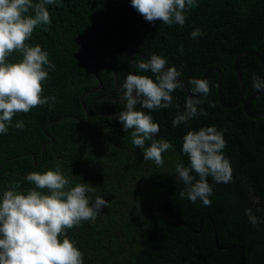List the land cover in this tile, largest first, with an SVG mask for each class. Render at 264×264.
<instances>
[{"label":"trees","instance_id":"obj_1","mask_svg":"<svg viewBox=\"0 0 264 264\" xmlns=\"http://www.w3.org/2000/svg\"><path fill=\"white\" fill-rule=\"evenodd\" d=\"M196 4L186 8L185 24L180 26L147 22L131 0H56L46 5L51 23L38 26L26 42L41 46L55 65L45 66L49 77L42 82V96L54 102L50 99L27 114H16L7 133L0 134V200L7 190L26 193L34 188L26 180L31 172L59 169L70 181L69 188L87 184L93 189L87 193L90 206L97 197L108 206L95 222L84 221L67 230L83 254V264H244V260L264 264V118L248 117L241 105L224 108L217 94V72L209 75L210 93L198 105L206 116L173 127L188 99L181 87L171 94L169 108L150 111L136 105L159 124L155 139L172 145L162 154L164 163L159 167L143 159V150L132 144L130 131L123 130L118 117L105 118L94 108L96 100L103 114L117 116L125 110L114 72L100 69L96 77L95 70L112 67L121 89L131 72L134 50L164 58L166 67H175L189 89L191 79H202L210 67H217L224 76L227 103L239 99L236 58L254 50L264 59V0H196ZM195 29L201 35L193 39ZM20 60L22 55L15 52L7 58L9 63ZM141 60L136 56L135 62ZM239 67L247 98L258 92L252 77L264 80V68L249 54ZM136 74L155 80L151 72ZM100 84L98 91L90 92ZM102 96L115 100L98 99ZM86 110L89 124L67 118L47 125L66 115L86 121ZM251 110L264 112V95L251 102ZM19 121L24 123L22 130L15 127ZM208 127L223 134L222 155L231 164L232 179L217 183L209 176L213 194L211 206H204L199 199L193 203L180 196L186 186L175 169L190 167L182 151L184 136ZM52 140L54 144H49ZM150 144L146 141L145 147ZM30 154L36 156V163ZM248 209L259 220L255 226L246 215Z\"/></svg>","mask_w":264,"mask_h":264},{"label":"clouds","instance_id":"obj_2","mask_svg":"<svg viewBox=\"0 0 264 264\" xmlns=\"http://www.w3.org/2000/svg\"><path fill=\"white\" fill-rule=\"evenodd\" d=\"M55 3L56 0H39L35 5L32 0H0V134L7 133L16 114H27L49 104L50 99L54 102V98L42 96V82L49 77L45 66L55 65L41 46H28L26 42L38 26L51 23L46 5ZM131 6L149 23L183 26L186 8L197 4L196 0H131ZM30 10L34 15L29 14ZM200 35L199 29L191 33L193 39ZM178 51L182 53L183 48ZM14 52L21 54L22 60L7 62ZM166 64L157 55L135 62V71L151 72L155 80L130 72L121 85L125 110L118 114L123 130L130 131L132 144L143 150V159L158 167L164 163L162 154L172 145L155 139L159 124L153 122L151 115L136 110V105L150 111L171 107V94L182 87L178 82L181 73L175 67L166 68ZM252 79L253 87L264 91V80L255 74ZM189 83L192 95L185 101L183 113L173 119V127L186 124L197 115H207L198 108L203 101L194 97L209 95L208 82L193 78ZM15 127L22 130L24 123L19 121ZM146 141H151L150 146L145 147ZM225 146L223 134L215 127L189 131L184 136L182 151L189 157L190 167L177 165L175 169L186 186L180 192L182 198L186 195L193 203L199 199L204 206H211L213 189L207 178L211 176L215 182L225 184L232 179L231 164L222 155ZM193 172L199 180H195ZM26 180L35 187L26 193L7 190L0 200V264H83V254L68 238L67 230L84 221L95 222L108 202L97 197L90 206L87 193L93 189L85 183L69 188L70 181L59 169L31 172ZM246 215L253 226L259 223L250 209Z\"/></svg>","mask_w":264,"mask_h":264},{"label":"water","instance_id":"obj_3","mask_svg":"<svg viewBox=\"0 0 264 264\" xmlns=\"http://www.w3.org/2000/svg\"><path fill=\"white\" fill-rule=\"evenodd\" d=\"M253 55V56H256L259 61L261 62L263 68H264V59L263 57L256 51L254 50H248V51H245V52H242L235 60L234 62V66H233V69L238 77V80L240 82V85H241V95L239 97V99H237L235 102L229 104L227 103V101L225 100L224 98V93H223V82H224V76H223V73L222 71L217 68V67H210L203 75L202 77V80H208V77L209 75L212 73V72H217L218 73V85H217V94H218V99H219V102L220 104L226 108V109H235L237 108L238 106H243V109H244V112L246 113V115L250 118H253V119H260V118H264V112L262 113H254L252 110H251V102L259 97H261L262 95H264V91H259L255 94H252L250 95L249 97L245 98V83H244V79H243V75L240 71V67H239V63H240V60L245 56V55ZM136 56H140L142 57L143 59L145 60H148L149 57L146 56L142 51L140 50H134L130 53V63H131V72H133V74H136V71H135V58ZM166 67V66H165ZM167 68V67H166ZM100 69H109V70H112L114 72V75H115V84H116V87L118 88L119 91H121L120 87H119V84H118V79H117V74L115 73V70L110 67V66H104V67H99L95 70V75L96 77H98L97 75V71L100 70ZM178 82L181 83L182 85V89L184 90V92L186 93L187 95V98L189 96H191V91L190 89L187 87V85L181 81V79L178 78ZM101 87V84L98 88L94 89V90H91L90 92H96L100 89ZM121 94L123 95V93L121 92ZM196 99H203V96L201 95L200 97H194ZM98 99H108V100H115L111 97H106V96H102V97H99ZM96 101V100H95ZM95 101H94V108L96 110V113L100 116H103L105 118H117V116H109V115H106V114H103L102 112L98 111L97 110V107L95 105ZM82 103H83V106L84 108L86 107L85 106V103H84V100H83V97H82ZM87 111V110H86ZM87 114H88V119L86 121L84 120H81V119H78V118H75L73 116H70V115H66V116H62L56 120H53V121H50L47 125H51V124H55V123H58V122H61L63 121L64 119H67V118H74L75 120L79 121L80 123L82 124H89L90 123V119H91V116L89 115L88 111H87ZM43 131L44 133L46 134L47 137L50 138L49 134L46 132L45 130V127L43 128ZM49 144H54V141H50L48 142ZM46 143L43 147V150L45 151V148L47 146ZM30 156H32L34 158V162L36 163V156L33 155V154H30ZM244 264H245V260H244Z\"/></svg>","mask_w":264,"mask_h":264}]
</instances>
